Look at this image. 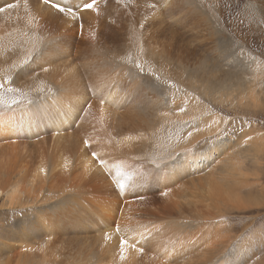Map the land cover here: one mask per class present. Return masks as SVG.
<instances>
[{
  "label": "rangeland",
  "instance_id": "obj_1",
  "mask_svg": "<svg viewBox=\"0 0 264 264\" xmlns=\"http://www.w3.org/2000/svg\"><path fill=\"white\" fill-rule=\"evenodd\" d=\"M83 2L0 0V264H264V0Z\"/></svg>",
  "mask_w": 264,
  "mask_h": 264
},
{
  "label": "bare ground",
  "instance_id": "obj_2",
  "mask_svg": "<svg viewBox=\"0 0 264 264\" xmlns=\"http://www.w3.org/2000/svg\"><path fill=\"white\" fill-rule=\"evenodd\" d=\"M53 55H54V53L49 54V55L46 56L49 59V62L53 61ZM57 56H58L57 58H61L59 54H57ZM57 58H55V59H57ZM130 60H131V58H130ZM149 60L150 59H146L144 65H147ZM153 61H154L155 66L157 67V69H156L157 73H156L155 77L160 79V80H162V74H163V68H164V58L160 54H157L155 56V58L153 59ZM188 78H189V80H191V82H190L191 86L193 85L194 81H197V77H196L195 72L190 74L188 76ZM173 87H175V86L173 85ZM203 87H204V89H208L207 90L208 94H210V91H212L210 89H214V87L210 84V80H208L207 85L203 86ZM130 88H133V86H131ZM247 88H249V86L243 87L240 90L241 93L242 94L246 93V89ZM223 89H227V87L225 85L220 86L219 90H223ZM168 92L170 93V91H168ZM241 97H243V96H241ZM180 105L185 106L187 108L186 109L187 114H189L191 116H194V117L197 116V113L202 111L201 105L195 100V98L193 96L189 98L187 103H185L184 101H181ZM21 114H23V112L14 113V117L18 116V115H21ZM10 118L8 120L0 118V139H13V140H10L8 142V144H11L13 147H15L16 146V141H15L14 138L17 137L16 135L19 132H22L21 123H20V120L18 118H12V117H10ZM21 121L25 122L24 118H21ZM176 121L177 122H181V121L183 122V118L180 117ZM213 121L214 120H213L212 116H208V117H205V118L198 117V126L195 125L194 128L190 129L188 132H185L183 135L180 136V138L186 140V139H188V138H190L192 136H199L201 134L203 135L206 132L214 131L215 127H217V125L214 124ZM51 124H53L54 127H58L59 126L58 124H55V123H51ZM173 127L175 129L174 131H178V130H176V126L175 125ZM185 127H186V125L183 127V129ZM167 141H168L167 139L162 140V142H167ZM81 160L83 162L84 169H87L88 166H89L88 157L83 155L81 157ZM35 173L38 174V172H35ZM0 194H4L6 196V198H7V200H10L11 202L15 200V196L12 194V192L10 190H1ZM106 225H107V227L108 226L109 227L107 228V230H105L103 232L104 235L107 236L109 234V237H111V233L120 232L119 227H117L115 225H112V222L106 221ZM46 228H47V226H46ZM47 232H49V231H47ZM121 241L122 240H120V242H119V250H120V252L122 254H124L125 256L129 257L125 261L130 262V261H132L134 259V256H135L134 254L136 253V244H135V242L133 241L132 238H124L123 241H125L126 243L123 245V249H122Z\"/></svg>",
  "mask_w": 264,
  "mask_h": 264
},
{
  "label": "snow or ice",
  "instance_id": "obj_3",
  "mask_svg": "<svg viewBox=\"0 0 264 264\" xmlns=\"http://www.w3.org/2000/svg\"><path fill=\"white\" fill-rule=\"evenodd\" d=\"M93 3H94V0H92V2H88V0H84V2L82 3V8L83 9H85V10H87V9H91L92 7H93ZM60 12H64V11H67V12H69V13H72L73 12V9L72 8H67V9H65V8H62L60 5H59V3H55V5H54ZM0 11H3V9L2 8H0ZM117 176L119 177V176H121V173H117ZM118 184H119V187L120 188H123L124 187V182H123V179H121V180H118ZM126 242L125 241H121V247H122V249H123V245L125 244Z\"/></svg>",
  "mask_w": 264,
  "mask_h": 264
}]
</instances>
